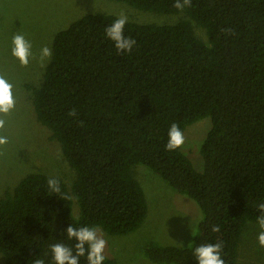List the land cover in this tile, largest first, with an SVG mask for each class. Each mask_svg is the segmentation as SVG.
<instances>
[{
	"label": "trees",
	"instance_id": "16d2710c",
	"mask_svg": "<svg viewBox=\"0 0 264 264\" xmlns=\"http://www.w3.org/2000/svg\"><path fill=\"white\" fill-rule=\"evenodd\" d=\"M155 14L183 13L171 25L128 21L129 53L118 52L105 28L118 17L87 14L53 36L42 82L31 91L37 122L56 140L74 180L31 173L0 198L3 264H52L50 246H73L61 232L100 227L126 235L145 220V195L132 169L144 166L202 212L188 247L149 242L153 264H196L195 248L223 242L235 264L247 223L264 203V0H111ZM204 30L206 42L193 31ZM74 111L75 115H69ZM209 118L196 171L180 149L167 151V133ZM60 182V192L47 180ZM73 204L77 207L73 214ZM213 227L219 231L213 232ZM79 264H87L81 257ZM103 264H117L105 258Z\"/></svg>",
	"mask_w": 264,
	"mask_h": 264
},
{
	"label": "rangeland",
	"instance_id": "374dc122",
	"mask_svg": "<svg viewBox=\"0 0 264 264\" xmlns=\"http://www.w3.org/2000/svg\"><path fill=\"white\" fill-rule=\"evenodd\" d=\"M121 13L128 21L139 24L171 25L187 19L183 13L155 14L111 0H0V75L13 85L15 100L10 113L0 117L6 121L0 135L8 138V143L0 147L3 153L0 155V198L31 173L58 177L70 188L74 172L66 163L59 143L37 122L32 94L26 87L40 86L49 61V58L41 61L40 49L51 48L55 33L87 14H109L119 18ZM192 26L195 35L206 42L204 30L193 23ZM16 32L32 44L33 55L27 66H22L11 55V39ZM209 128V118H204L182 131L185 144L180 151L198 172L203 169L199 146ZM132 172L145 195V220L137 230L126 235H109L100 227L96 228L98 235L107 241L105 258L117 264H153L143 255L147 243L188 247L203 215L193 200L172 191L149 169L136 165ZM72 209L76 216L75 204ZM259 231L257 223H247L240 237L235 264H264V248L257 242ZM181 242L182 246L178 244ZM0 264H3L1 255Z\"/></svg>",
	"mask_w": 264,
	"mask_h": 264
},
{
	"label": "clouds",
	"instance_id": "9594fccd",
	"mask_svg": "<svg viewBox=\"0 0 264 264\" xmlns=\"http://www.w3.org/2000/svg\"><path fill=\"white\" fill-rule=\"evenodd\" d=\"M192 0H175L173 7L183 11L186 7L191 6ZM128 22V17L121 13L111 25L105 28L106 37L114 43L118 52L129 53L136 44L135 39L125 36L124 28ZM32 44L23 34L16 32L11 39V55L16 58L22 66H27L32 57ZM52 55L51 48L44 46L40 49L41 61L50 58ZM13 85L3 76L0 75V117L6 116L15 107V100L12 92ZM69 115H75L72 111ZM5 119L0 118V129L5 127ZM8 143L6 136L0 135V147ZM185 144L184 133L180 126L172 123L167 133V151H176L181 149ZM3 153H0L2 155ZM47 186L54 193L60 192V182L55 178L47 180ZM259 215L257 224L260 231L257 235V242L260 247L264 248V203L257 205ZM213 232L219 231V227H213ZM98 228L91 226L74 227L68 224L61 232L68 240L74 241L73 246H68L63 242H57L50 246L52 264H79L80 258L85 257L87 264H103L105 260L104 250L107 241L98 235ZM182 246V242L178 243ZM223 242L215 244H202L195 248L193 256L196 264H225L221 258ZM32 264H46L42 258H34Z\"/></svg>",
	"mask_w": 264,
	"mask_h": 264
}]
</instances>
